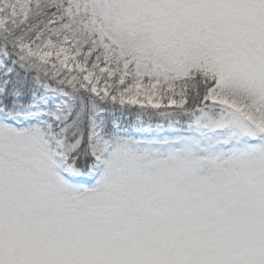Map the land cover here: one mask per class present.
<instances>
[{"label":"snow or ice","instance_id":"1","mask_svg":"<svg viewBox=\"0 0 264 264\" xmlns=\"http://www.w3.org/2000/svg\"><path fill=\"white\" fill-rule=\"evenodd\" d=\"M0 264H264V0H0Z\"/></svg>","mask_w":264,"mask_h":264}]
</instances>
